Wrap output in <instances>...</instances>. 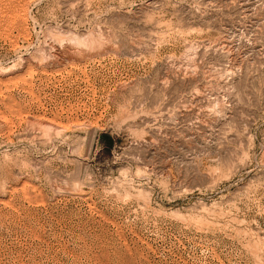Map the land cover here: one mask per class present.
Masks as SVG:
<instances>
[{
  "label": "rangeland",
  "instance_id": "obj_1",
  "mask_svg": "<svg viewBox=\"0 0 264 264\" xmlns=\"http://www.w3.org/2000/svg\"><path fill=\"white\" fill-rule=\"evenodd\" d=\"M0 264H264V0H0Z\"/></svg>",
  "mask_w": 264,
  "mask_h": 264
},
{
  "label": "bare ground",
  "instance_id": "obj_2",
  "mask_svg": "<svg viewBox=\"0 0 264 264\" xmlns=\"http://www.w3.org/2000/svg\"><path fill=\"white\" fill-rule=\"evenodd\" d=\"M57 33H58V32H57ZM99 35H100V34H99ZM68 36H69V41L72 42V43H74L73 45L76 46V44H81V46H83V48H84V46H85L86 44H91L90 46H92V45L95 46L96 43H100L99 40H100V38H101V36H98L99 38H92V37H91V38H88V37L85 38V37H84V38H82V39H79V38H81L80 36H79V38H78V37H76L75 35H74V36H73V35H69V33H68ZM96 37H97V36H96ZM55 38H56V37H55ZM67 41H68V40H67ZM67 41H66V42H67ZM69 41H68V42H69ZM66 42H65V43H66ZM60 43H61V41H60ZM62 43H63V42H62ZM62 43H61V44H62ZM67 44H68V43H67ZM82 44H83V45H82ZM71 46H72V44H71ZM90 46H89V47H90ZM224 46H225V45H224ZM77 47H78V45H77ZM85 47H86V46H85ZM87 47H88V45H87ZM89 47H88V48H89ZM81 48H82V47H81ZM95 48H96V47H95ZM95 48H93V49H95ZM67 49H68V48H67ZM77 49H78V48H77ZM86 49H87V48H86ZM80 50H81V49H80ZM83 50H84V49H83ZM83 50H82V51H83ZM61 51H62V50H61ZM78 51H79V50H78ZM90 51H91V50H90ZM66 52H68V51H66ZM83 52H85V51H83ZM103 53H104V52H103ZM64 54H65V53H64ZM78 54H79V53H78ZM82 54H83V53H82ZM52 55H53V54H52ZM54 55H55V54H54ZM87 55H88V54H87ZM75 56H76V55H75ZM85 56H86V55H85ZM82 57H83V56H82ZM42 58H43V57H42ZM44 58H45V57H44ZM61 58H62V57H61ZM46 59H47V58H46ZM38 62H39V61H38ZM41 64H42V63H41ZM215 99H216V98H215ZM213 104H214V103H213ZM221 105H222V104H221ZM39 123H40L41 125L43 124L44 126H46V128H48V127L50 128V127L52 126L51 124H48V123L45 124V123H46L45 121H44V123H42V121H41V122L39 121L38 124H39ZM43 125H42V126H43ZM52 127H53V126H52ZM44 128H45V127H44ZM49 128H48V129H49Z\"/></svg>",
  "mask_w": 264,
  "mask_h": 264
}]
</instances>
